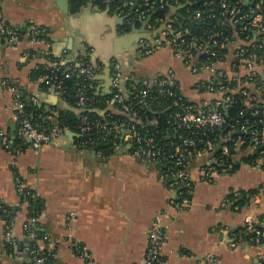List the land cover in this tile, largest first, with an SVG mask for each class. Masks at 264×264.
I'll list each match as a JSON object with an SVG mask.
<instances>
[{
  "label": "crops",
  "instance_id": "obj_1",
  "mask_svg": "<svg viewBox=\"0 0 264 264\" xmlns=\"http://www.w3.org/2000/svg\"><path fill=\"white\" fill-rule=\"evenodd\" d=\"M83 1L71 2L63 10L58 0H0L3 23L23 33L32 27L47 31L41 42L28 38L18 46L0 42V130L14 140L19 128L15 90L27 100L36 98L40 119L56 111L57 101L62 100L42 77L33 76L40 66L51 69L61 64L77 72L91 60L101 63L100 59L106 72L110 63L120 61L124 74L133 80L153 78L173 68L183 91L194 98L195 78L169 47L148 57L139 53L141 39L152 37L145 32L146 23L130 26L125 14L110 8L108 0ZM181 10L172 9L165 25L177 14L184 17ZM108 85V81L98 82L97 94H108ZM68 132L40 150L21 149L18 140L8 150L0 141V198L7 204L18 203V177L37 194L44 206L40 228L56 249V264H83L67 242L70 237L88 249L96 264H145L148 235L159 214L165 218L167 235L163 264H264V245L229 246L232 233L239 234L248 222L264 230V196L260 195L264 194V158L253 165L245 157L214 183L199 181L205 157L190 160L187 169L195 180L194 190L191 205L180 211L171 204L176 194L161 179L159 166L134 158L127 138L122 144L128 153L98 155L100 161L81 150L79 155L73 153L71 144L73 150L79 149ZM250 190L257 193L248 194L243 206L237 205L245 199L243 194L236 197V192ZM70 214H74L71 222ZM14 215V233L23 243L12 258L0 218V264H25L28 259L23 252L27 209L18 208Z\"/></svg>",
  "mask_w": 264,
  "mask_h": 264
},
{
  "label": "built area",
  "instance_id": "obj_2",
  "mask_svg": "<svg viewBox=\"0 0 264 264\" xmlns=\"http://www.w3.org/2000/svg\"><path fill=\"white\" fill-rule=\"evenodd\" d=\"M139 1L123 0L120 7L123 14L129 7L137 13V18L146 23L145 32L152 36L151 39H141L139 53L148 57L160 48L169 47L174 57L195 78L191 86L194 98L183 91L173 68L153 78L133 80L124 74L122 65L117 62L111 72L112 97L103 104L104 110L94 108L98 101L91 93L94 89L91 82L105 76V66L100 62L97 66L87 62L77 73L90 82L80 84L73 96L81 111V122L77 126L80 138L76 146L83 152L96 151L99 156H108L119 150L128 139L130 154L134 158L159 166L161 179L176 194L171 201L172 206L183 211L191 205L194 190L195 180L187 169L190 160L205 157L199 181L214 183L219 176L233 172L241 159L249 157L248 160L255 165L264 158V0H210L206 5L219 3L220 11L207 16L200 11L191 14V10L186 9L183 16L190 21L205 23L214 19L216 23L204 32H192L188 27L177 30L174 28L178 22L176 18L166 25L165 30L163 26L167 21L159 28L157 22L163 23V20L152 22L147 19L149 12L157 10V7L177 9L180 0H142L144 11L138 8ZM46 36L45 28L32 27L31 32L23 33L0 20V42L18 46L25 38L36 43ZM63 66L56 65L50 69L51 75L42 78L47 87L65 101L68 96L66 79L72 78L73 74L60 76L58 71ZM123 82H131L132 89H124ZM14 95L19 117L15 140L21 149L31 146L40 150L54 144L69 130L60 125L57 111L49 114L46 122L34 123L27 107L36 105V98L23 102L19 90H15ZM161 99L168 105L166 126H161L156 118L143 117L147 109L154 112L151 111L152 104H161ZM88 110L102 116L109 111V116H121L124 122L90 119L84 112ZM15 140L0 130V141L5 149H13ZM102 146L107 147V151H102ZM255 153L257 157L253 156ZM16 184L17 204H7L0 198L5 245L13 250L9 255L17 257L23 243L14 233L13 209L26 208L28 217L23 237L27 246L23 252L28 259L25 264H56L57 253L50 244L51 238L38 231L42 214L30 215L37 194L19 177ZM236 194V197L242 196L241 191ZM73 218L74 214H70L67 220L71 222ZM263 235V227L248 222L239 234L232 233L233 240L229 246L236 248L242 242L263 246ZM148 238L145 264H163V246L167 239L163 215L155 217ZM67 242L83 264H96L81 242L71 237Z\"/></svg>",
  "mask_w": 264,
  "mask_h": 264
},
{
  "label": "trees",
  "instance_id": "obj_3",
  "mask_svg": "<svg viewBox=\"0 0 264 264\" xmlns=\"http://www.w3.org/2000/svg\"><path fill=\"white\" fill-rule=\"evenodd\" d=\"M104 0H99V4H102ZM123 0H113L112 3L110 4V8L112 9H116V10H121V2ZM210 0H180V5L183 6L184 8H182L181 12L185 13L186 9H190L191 10V14H194L196 12H202L204 16L207 15H211V13H218L220 11V6L219 3H216L215 5H206V2H208ZM217 2V1H216ZM84 3L83 0H81V4ZM179 5V7H180ZM138 8L141 11L146 10L145 7L142 6V0H140L138 2ZM171 8L170 6H166L165 9H159L157 7V10H151L148 14L147 19H149L150 21L154 22L156 20H163V23L161 22H157V26L159 28L162 27V25L167 21V16L170 13ZM213 11V12H212ZM138 14L133 12L132 9L126 8L125 9V16L129 17V19L127 20L128 24L132 27H140L143 25L144 21L140 20V18H137ZM176 19H178V22L174 24V28L177 30H181V28L183 27H188L192 32H204V30L206 28H211L212 24H215L216 22L213 20H206L205 23H200V22H196V21H190L187 18L183 19L181 16H179V14H177L175 16ZM58 73L60 74V76L62 77H66L67 74H73V77L70 79H66V85L68 87V96L65 98V102L68 103L69 105H71L72 107L77 108L76 103H75V99L73 98V96L76 94L78 87L80 84H88L90 81L86 78H84L83 76H79L77 72H75L72 69H67L66 66H63L60 68V70L58 71ZM51 75V70L46 68L45 66H40L39 69L33 74V76L35 77H45ZM97 80L92 81L91 84L93 85L94 89L91 90V93L93 94V96L96 98V101H98V103L95 105L94 108L100 109V110H104L105 109V102L107 100H109L112 97V94H97V90L96 87L98 85ZM131 82H126V88L128 89H132L131 88ZM47 86V85H46ZM23 102H28L26 98H22ZM99 101L101 102L99 104ZM161 104L155 103L154 105L152 104V109L151 111L154 112H148V109L145 110L143 117H150V118H156L159 120L161 126H166V121L168 118V112H165V110L167 109L166 106V102L164 100H160ZM28 105V104H27ZM237 108H235L234 111H236ZM27 111L28 113L31 115L32 120L34 123H44L46 122V117L48 116L47 114L43 116V119L39 118V110L35 105L29 104L27 107ZM56 111L59 113V122L60 125L63 128L69 129L72 132L77 134V137H75V144L77 145L78 141H79V134L77 131V126L80 124L81 119L80 116L73 113V112H67V111H63L60 109H56ZM111 112H107L104 116L100 115L98 112H89L87 113V116L90 119H101L103 121L109 122V123H113L115 121H117L119 124H123L124 122V118L118 115H111L109 116ZM100 149L102 151H107V147H100ZM112 153V152H111ZM107 155H111V154H107ZM256 160V159H255ZM249 163H251V160H248ZM257 193V190H250L248 192L242 193L243 194V199L245 200H239L237 203V205H241L243 206L246 203V197L249 195H255ZM233 195L230 197L231 199H233ZM34 209L30 212L31 216H39L42 214L44 206L43 203L37 199L34 202ZM39 233L41 235L45 234V232L40 228ZM8 253L13 252V250H10V248L7 249Z\"/></svg>",
  "mask_w": 264,
  "mask_h": 264
},
{
  "label": "water",
  "instance_id": "obj_4",
  "mask_svg": "<svg viewBox=\"0 0 264 264\" xmlns=\"http://www.w3.org/2000/svg\"><path fill=\"white\" fill-rule=\"evenodd\" d=\"M59 2V6L63 9V10H66L67 9V7H68V5H69V3H71V2H75V3H78V4H81V0H58ZM170 15H172V14H170ZM169 15V16H170ZM182 17V16H181ZM183 19H185L184 17H182ZM129 19V17H126V20H128ZM165 28H166V25H164L163 26V30H165ZM88 59V58H87ZM99 61H101V63L102 64H105V61H103V60H100L99 59ZM120 62V61H119ZM92 65H94V66H97L99 63L98 62H96V61H92L91 60V62H90ZM85 65V64H84ZM114 68H115V64L114 63H110L109 64V69L105 72V76L104 77H98L96 80L97 81H108V82H110V85H111V83H112V79H111V72H112V70H114ZM110 85H108V90H109V92H108V94H111V90H110ZM123 87H124V89L126 88V82H123ZM56 108L57 109H60V110H63V111H67V112H73V113H75V114H77V115H81V111H79L78 109H76V108H74V107H72L71 105H69L68 103H66L65 101H63V100H58L57 101V103H56ZM85 113H89V112H92V113H94L95 111H93V110H88V111H84ZM70 135H71V139H72V142L74 143L75 142V137H77V134L76 133H74V132H72L71 130H69V132H68ZM70 148H71V151L73 152V153H75L76 155H79V153H80V150H73V148H74V144H71V146H70ZM97 150V149H96ZM129 151H128V148H126L123 144L121 145V149H119V150H117L115 153L116 154H119V155H121V154H124V153H128ZM255 155H257V153H255ZM86 156H92V157H94V158H98V160H100V161H103V158H101V157H99L98 155H97V152L96 151H94V152H86ZM16 211H17V209L16 208H14L13 209V213H16ZM22 248V247H21Z\"/></svg>",
  "mask_w": 264,
  "mask_h": 264
}]
</instances>
